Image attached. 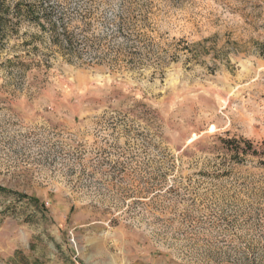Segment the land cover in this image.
<instances>
[{
	"label": "rangeland",
	"instance_id": "374dc122",
	"mask_svg": "<svg viewBox=\"0 0 264 264\" xmlns=\"http://www.w3.org/2000/svg\"><path fill=\"white\" fill-rule=\"evenodd\" d=\"M0 12V264H264V0Z\"/></svg>",
	"mask_w": 264,
	"mask_h": 264
},
{
	"label": "trees",
	"instance_id": "16d2710c",
	"mask_svg": "<svg viewBox=\"0 0 264 264\" xmlns=\"http://www.w3.org/2000/svg\"><path fill=\"white\" fill-rule=\"evenodd\" d=\"M17 7L21 8L20 5H18ZM42 8H43L42 11H40L39 9H37V7L32 6L31 4H28L25 10L19 9V12L23 11V12H25V14L27 16L29 15L34 20H37L39 18L38 16H40V14H42L43 16H44V14H46L45 17L49 16L48 15L49 13H47L44 6H42ZM54 26H55V23H54ZM6 27H7L6 16L4 13L0 12V33H2V35H3L4 31L6 30ZM8 62L10 64L12 62V60H10ZM225 143L227 144L228 148H231L230 150L234 153V156H240V154H242L244 156L252 154L254 156L260 157L261 161L264 163V144L261 147V149L258 150V149H254L253 143L247 139L225 140ZM0 191L6 192L7 189L0 186Z\"/></svg>",
	"mask_w": 264,
	"mask_h": 264
}]
</instances>
